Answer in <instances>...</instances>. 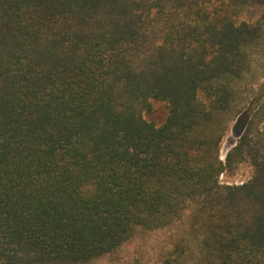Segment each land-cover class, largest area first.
Instances as JSON below:
<instances>
[{
    "label": "trees",
    "instance_id": "trees-1",
    "mask_svg": "<svg viewBox=\"0 0 264 264\" xmlns=\"http://www.w3.org/2000/svg\"><path fill=\"white\" fill-rule=\"evenodd\" d=\"M263 43L264 0H0V264H264Z\"/></svg>",
    "mask_w": 264,
    "mask_h": 264
},
{
    "label": "rangeland",
    "instance_id": "rangeland-1",
    "mask_svg": "<svg viewBox=\"0 0 264 264\" xmlns=\"http://www.w3.org/2000/svg\"><path fill=\"white\" fill-rule=\"evenodd\" d=\"M258 5L250 7L242 14L244 18L259 13ZM259 11V12H258ZM264 49V43H263ZM262 58L258 56L257 65H260V70L248 78V81L253 82L264 73V52L262 50ZM156 107H160L156 104ZM148 119L161 122L164 119V113L158 109ZM237 121V120H236ZM231 123L230 129L227 131L221 148V157L224 159L228 150L236 143L238 136L235 131V123ZM253 168L250 163L245 160L238 164L232 171L220 176L222 182L240 184L251 178ZM171 229H164L159 231H151L139 234L131 243L124 245L118 251L105 255L90 264H163V258L168 248L171 247ZM176 233L177 231L174 230Z\"/></svg>",
    "mask_w": 264,
    "mask_h": 264
}]
</instances>
